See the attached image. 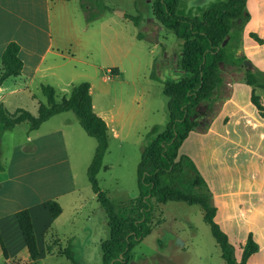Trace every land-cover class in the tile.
Listing matches in <instances>:
<instances>
[{
    "label": "rangeland",
    "instance_id": "374dc122",
    "mask_svg": "<svg viewBox=\"0 0 264 264\" xmlns=\"http://www.w3.org/2000/svg\"><path fill=\"white\" fill-rule=\"evenodd\" d=\"M219 1L225 0H180L177 13L184 17L200 16L203 10ZM152 3L153 0H68L60 3L58 10L54 9L57 17L52 19L49 31L43 33L36 29L20 37L33 46L34 53L44 44L53 43L65 55L63 59L28 85L20 78L0 84V102L9 113L24 109L36 116L38 103L45 102L40 84H53L55 99L59 101L73 86L89 83L93 110L105 121L108 133L107 151L97 174L98 185L110 201H122L123 205H129L138 197L136 169L143 147L168 120L162 82L177 78L173 68H176L181 41L155 21ZM90 16L93 18L89 21ZM137 16H141V21L135 25L131 18ZM3 37L0 36V43ZM240 52L242 49L238 54ZM50 61L47 57L46 62ZM110 70H117V73H110ZM152 75L156 79L151 78ZM222 77L213 108H218L228 96L233 82L242 80L243 71L228 67L222 69ZM257 94L264 105V92L258 90ZM64 114L50 123L43 122L38 131H29L27 123L6 131L0 129L1 142L8 150L29 135L33 140L28 142V149L38 145L50 153L40 151L43 156L39 158H45L43 168L36 176L28 168V176L18 189L42 188L45 197L69 189L68 172L62 159L64 148L70 157L75 147L69 134L59 127L67 125L68 120L78 122L72 112ZM78 128L86 140H92L95 149L96 140L86 135L80 126ZM80 145L88 147L87 142ZM196 146L193 150L204 157L207 174L210 172L213 177L215 173L223 186L230 176H242L244 172L252 174L253 186L256 185L264 168V158H215V135ZM222 153L219 150L218 155ZM46 158H52V162H47ZM163 180L169 181L168 178ZM58 200L64 210L62 216L52 224L48 215L46 227L43 219L36 223L39 257L35 261L30 260L24 244L20 248L16 243L11 222L7 226L0 224V234L10 250V256L5 258L0 248V264H101L98 242L108 239L109 228L87 176L85 185L79 186L78 191L61 195ZM152 202L151 232L131 250L128 264H226L208 224L203 221L200 206L175 201ZM83 219H86L84 224L81 223ZM70 234L78 236L75 247L83 245L82 242L88 245L84 252L73 251V261L59 250L66 247L63 239ZM55 235L60 242L53 243Z\"/></svg>",
    "mask_w": 264,
    "mask_h": 264
},
{
    "label": "trees",
    "instance_id": "16d2710c",
    "mask_svg": "<svg viewBox=\"0 0 264 264\" xmlns=\"http://www.w3.org/2000/svg\"><path fill=\"white\" fill-rule=\"evenodd\" d=\"M178 5L179 0H153L151 7L157 23L172 31L182 43L175 68L177 78L162 82V93L167 98L168 120L164 128L143 147L136 169L138 197L129 205H123L122 201H110L98 185L97 174L107 151L108 133L105 121L93 111L89 83L81 82L73 86L69 94L59 101H56L51 85L41 84L40 91L45 102L38 103L36 116L24 109L9 113L0 102V124L4 130L23 122L29 124V130H36L53 115L70 111L86 134L96 140L95 152L87 168V179L104 210L109 228L108 239L100 243L101 264L129 263L131 250L151 232L152 201L200 206L203 221L208 224L226 264H247L249 256L258 251V245L249 232L242 246L241 258L236 260L233 245L214 221L215 207L206 182L191 160L178 152L189 132L207 131L219 105L225 100L220 102L218 108H213L214 95L223 82L222 69L231 67L243 71L241 81L251 87L250 101L264 119V105L257 94L258 90L264 92V73L253 66L245 68L243 61L246 57L242 52L238 54L242 47L243 28L250 17L246 0L219 1L199 17L178 15ZM92 18L90 16L88 20ZM131 20L138 25L141 16ZM248 35L258 44L262 43L255 33ZM18 54L19 44L8 42L0 55V84L21 74L23 61ZM113 71L116 70H110V73ZM151 78L156 79L153 75ZM207 118L208 122L205 121ZM163 178L169 181L165 182ZM44 207L53 219L61 214L60 205L53 199L46 200ZM15 218L29 258L35 261L39 257V249L28 209L18 210ZM0 248L7 258L1 235ZM64 251L67 258L73 261L70 249L67 247Z\"/></svg>",
    "mask_w": 264,
    "mask_h": 264
},
{
    "label": "crops",
    "instance_id": "0c3cea01",
    "mask_svg": "<svg viewBox=\"0 0 264 264\" xmlns=\"http://www.w3.org/2000/svg\"><path fill=\"white\" fill-rule=\"evenodd\" d=\"M60 3L64 4L67 1L0 0V36H4L0 43V55L8 42L15 41L19 44L18 55L23 61L21 74L18 77L8 79L20 78L23 83L27 82L28 85L36 77H41L44 71L51 70L55 62L60 61V58L63 59L65 55L59 52L58 46L56 47L53 43L44 44L40 51L34 53L33 46L20 37V35L27 36L36 29L43 33L49 31L52 19L54 16L57 17L56 14L54 15V9L58 10ZM246 9L250 17L243 28L241 49L251 65L264 73V0H246ZM251 32L262 40L261 44L249 37L248 34ZM47 57L51 59L48 63L46 62ZM173 70L176 69L173 68ZM113 72L117 73V70ZM241 92L245 94V96L243 95L244 99H241ZM250 94V86L242 81L233 82L228 96L221 103L216 118L210 122L208 130L204 133L189 132L178 152L186 155L191 160L206 182L215 207L214 221L226 233L229 242L233 245L236 260H240L242 246L250 232L253 240L258 245V251L249 256L247 264H264V168L261 169L255 186H253L252 174L248 172L242 173V176H230L227 185L223 186L222 181L215 173H213V177L209 171L207 174L208 165L204 162V157L193 150L197 144L196 147L200 146L201 141L215 135V158H264V119L259 116L257 109L251 103ZM64 113L67 112L53 115L44 123H50L57 117H63V115H66ZM214 123L215 128H213ZM20 124L14 128L20 126ZM27 125L29 130V124L27 123ZM78 126H80L79 123L68 120L67 125L64 124L59 127V129L63 128L66 134H69V140L72 143L74 142L75 147L70 157L68 151L64 148V158L62 159L66 165L70 187L63 193H51L46 197L42 192V188L25 187L22 190L18 189V186L28 176V168L34 172V176L41 171L45 158H39V156L49 153V151H46L47 148L44 150L40 149L38 145H34V149H28L29 143L33 139L27 135L26 139L13 145L8 150L3 146L0 138V224L7 226V223L11 222L14 239L20 248L23 247L24 241L15 218V213L18 210L28 209L38 246L36 223L38 220L43 219L46 227L48 215L50 216L48 210L44 207L45 201L53 199L61 207V214L57 218L52 219L50 216L53 224L62 216L64 211L58 198L64 194L75 193L79 190V186L85 185L87 168L93 158L95 149H93L92 140H86ZM0 129L6 131L2 128V125ZM84 133L86 134L85 131ZM36 139L38 140V138ZM84 142L88 143V147L80 145ZM219 150L223 152L221 155H218ZM241 152L243 156H241ZM46 161L52 162V158H46ZM105 218L107 225L106 215ZM85 221L86 219H83L81 223L84 224ZM81 223L79 226H81ZM0 235L8 258L10 256L9 247L2 233ZM57 236L55 235L53 243L60 242ZM77 239L78 236L75 234L65 237L63 240L67 245L63 249L60 248V252L65 254L64 250L68 247L73 257V251H86L88 249V245L84 244L86 242H82L83 245L75 247L74 244ZM98 243L100 248L101 240Z\"/></svg>",
    "mask_w": 264,
    "mask_h": 264
},
{
    "label": "water",
    "instance_id": "95a60500",
    "mask_svg": "<svg viewBox=\"0 0 264 264\" xmlns=\"http://www.w3.org/2000/svg\"><path fill=\"white\" fill-rule=\"evenodd\" d=\"M116 13L119 15V16H123V13L120 12V11H116ZM226 43V40L222 43V46H224V44ZM243 66L245 68H248L250 69L252 67L251 63L248 61V60H244L243 61ZM179 242V241H178Z\"/></svg>",
    "mask_w": 264,
    "mask_h": 264
}]
</instances>
